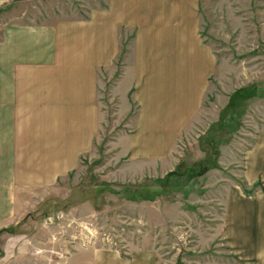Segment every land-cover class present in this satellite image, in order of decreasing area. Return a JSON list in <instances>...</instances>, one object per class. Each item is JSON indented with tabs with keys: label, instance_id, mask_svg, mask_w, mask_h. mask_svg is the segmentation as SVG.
I'll return each instance as SVG.
<instances>
[{
	"label": "rangeland",
	"instance_id": "rangeland-1",
	"mask_svg": "<svg viewBox=\"0 0 264 264\" xmlns=\"http://www.w3.org/2000/svg\"><path fill=\"white\" fill-rule=\"evenodd\" d=\"M167 1L161 41L148 49L152 96L140 108L131 83L127 98L113 94L124 63L130 80L146 52L144 36L134 44L136 29L121 27L100 83L98 141L3 229L0 264H239L222 234L236 197L247 198L241 188H261L244 181L264 172V0ZM106 2L0 0V39L13 25L85 19Z\"/></svg>",
	"mask_w": 264,
	"mask_h": 264
},
{
	"label": "crops",
	"instance_id": "crops-1",
	"mask_svg": "<svg viewBox=\"0 0 264 264\" xmlns=\"http://www.w3.org/2000/svg\"><path fill=\"white\" fill-rule=\"evenodd\" d=\"M166 5L167 0H156L151 10L148 0H107L85 19L6 28L0 39V230L16 224L37 193L54 187L92 152L104 124L100 83L111 77L121 27L136 29L134 44L144 36L146 52L130 80V63H124L113 94L119 96L120 87L127 98L131 83L140 108L146 92L152 96L157 85L150 68L147 73L148 49L161 41ZM173 28L179 32V23ZM148 115L152 118L151 108ZM261 175L244 181L247 186L259 182L261 188L252 197H236L222 234L239 264H264Z\"/></svg>",
	"mask_w": 264,
	"mask_h": 264
},
{
	"label": "trees",
	"instance_id": "trees-1",
	"mask_svg": "<svg viewBox=\"0 0 264 264\" xmlns=\"http://www.w3.org/2000/svg\"><path fill=\"white\" fill-rule=\"evenodd\" d=\"M257 185H258V183H255V184H253L252 186L253 187H257ZM258 187H259V185H258ZM242 189V192H243V194L245 195V196H247V197H252L253 195H254V192H255V190H249V191H247L245 188H241ZM5 230V229H4ZM4 230H0V233L1 232H3ZM7 230V229H6ZM8 231V230H7ZM6 232V231H5Z\"/></svg>",
	"mask_w": 264,
	"mask_h": 264
}]
</instances>
